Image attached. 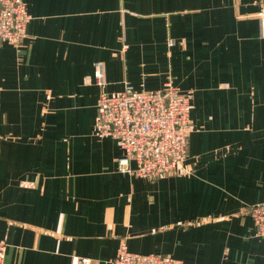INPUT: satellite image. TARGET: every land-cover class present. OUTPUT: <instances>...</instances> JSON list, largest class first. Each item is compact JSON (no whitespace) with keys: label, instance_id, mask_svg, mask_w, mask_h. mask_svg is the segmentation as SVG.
<instances>
[{"label":"crops","instance_id":"crops-1","mask_svg":"<svg viewBox=\"0 0 264 264\" xmlns=\"http://www.w3.org/2000/svg\"><path fill=\"white\" fill-rule=\"evenodd\" d=\"M0 46V264H111L119 246L189 264H264V34L253 0H23ZM96 64L103 84L96 83ZM191 91L177 173L122 172L98 94ZM134 166V162H131Z\"/></svg>","mask_w":264,"mask_h":264},{"label":"built area","instance_id":"built-area-1","mask_svg":"<svg viewBox=\"0 0 264 264\" xmlns=\"http://www.w3.org/2000/svg\"><path fill=\"white\" fill-rule=\"evenodd\" d=\"M260 32L264 34V0H253ZM30 15L23 0H0V46L18 47L26 32ZM96 83L103 84L102 67L96 64ZM192 93L181 92L170 81L160 89L135 90L126 84L123 91H101L96 100V134L113 138L122 150L118 169L145 178H159L181 170L187 155L191 132ZM134 162V166L131 165ZM255 234L264 238V201L248 207ZM6 242L0 239V262ZM78 264H91L79 258ZM111 264H189L161 253L129 251L122 243Z\"/></svg>","mask_w":264,"mask_h":264}]
</instances>
